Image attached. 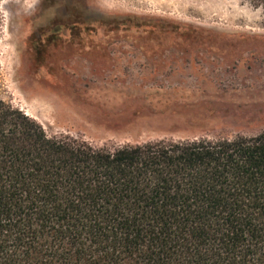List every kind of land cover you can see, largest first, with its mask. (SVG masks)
<instances>
[{
    "label": "trees",
    "instance_id": "trees-1",
    "mask_svg": "<svg viewBox=\"0 0 264 264\" xmlns=\"http://www.w3.org/2000/svg\"><path fill=\"white\" fill-rule=\"evenodd\" d=\"M0 264H264V129L95 146L49 135L0 94Z\"/></svg>",
    "mask_w": 264,
    "mask_h": 264
},
{
    "label": "rangeland",
    "instance_id": "rangeland-1",
    "mask_svg": "<svg viewBox=\"0 0 264 264\" xmlns=\"http://www.w3.org/2000/svg\"><path fill=\"white\" fill-rule=\"evenodd\" d=\"M0 11V94L49 135L112 147L264 129V10L246 0H3ZM110 19L131 28L98 25ZM174 24L213 33L157 28Z\"/></svg>",
    "mask_w": 264,
    "mask_h": 264
}]
</instances>
